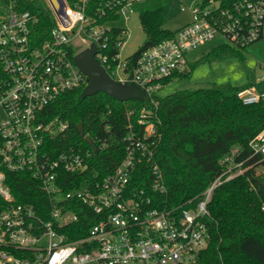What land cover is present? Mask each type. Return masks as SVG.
<instances>
[{
  "label": "built area",
  "instance_id": "2783aa9c",
  "mask_svg": "<svg viewBox=\"0 0 264 264\" xmlns=\"http://www.w3.org/2000/svg\"><path fill=\"white\" fill-rule=\"evenodd\" d=\"M142 1L60 0V13L49 0H43L44 8L32 0L0 6V264H194L209 242L212 190L264 162L263 128L248 142L247 156L240 158L234 147L220 159L221 174L192 207H168L156 198L166 188L153 160L159 139L155 116L142 110L136 125H127L124 157L114 169L101 179L94 174L65 188L64 175L85 172L87 160L106 145L96 135L90 143L83 139L82 146L56 154L44 150L47 133L55 136L66 125L43 123L41 112L61 94L89 84L74 63L79 52L94 46L93 58L113 82L154 100L177 74L188 70L189 51L216 37L240 50L264 41V0H239L219 10L196 0L191 21L142 51L131 66L128 57L120 58L127 30L118 22L126 23ZM23 3H32L36 12L18 8ZM37 13L50 14L53 26L45 40L34 44ZM258 66L264 84V65ZM236 96L244 105L264 102V93L251 87ZM145 164L151 166L150 189L132 186L144 181ZM6 171L36 180L48 207L38 212L15 203ZM81 217L95 222L85 236L71 240Z\"/></svg>",
  "mask_w": 264,
  "mask_h": 264
},
{
  "label": "trees",
  "instance_id": "16d2710c",
  "mask_svg": "<svg viewBox=\"0 0 264 264\" xmlns=\"http://www.w3.org/2000/svg\"><path fill=\"white\" fill-rule=\"evenodd\" d=\"M11 1L0 0V6ZM166 1L144 0L136 5L144 41L127 58L131 66L142 51L174 35L175 31L163 27ZM237 1L201 0V4L203 7L215 4L219 10L229 8ZM18 8L36 12L32 3L19 4ZM36 15L34 44H39L48 37L53 19L50 14ZM221 50H225V46L215 48L212 53ZM188 71L177 74L175 79L187 76ZM87 87L88 84L61 94L40 114V120L45 124L57 120L66 125L55 136L47 133L44 138L47 152L53 150L56 154L82 146L84 142L78 133V124H81L83 134L89 138L97 135L106 143L87 160L85 172L64 175L66 189L94 174L101 179L110 173L124 157L123 138L128 123L135 126L139 113L149 110L155 116L159 135L153 160L162 173L166 188L162 197L155 196L163 199L168 207L188 209L221 174L220 159L234 147L240 150V158L247 156L248 142L264 128V102L242 104L236 96L238 88L181 90L154 100L137 90L135 98L120 102L101 91L83 97ZM259 167L264 170V162ZM150 168V164H145L142 168L144 181L132 182V186L150 189ZM5 183L13 193L15 203L31 206L38 212L48 207L38 182L28 174L6 171ZM207 210L209 242L196 254L194 264H264V172L257 173L255 168H250L216 186L210 194ZM94 222V218L81 217L69 238L85 236Z\"/></svg>",
  "mask_w": 264,
  "mask_h": 264
},
{
  "label": "rangeland",
  "instance_id": "374dc122",
  "mask_svg": "<svg viewBox=\"0 0 264 264\" xmlns=\"http://www.w3.org/2000/svg\"><path fill=\"white\" fill-rule=\"evenodd\" d=\"M40 8H44L43 0H32ZM196 4V0H167L163 11V27L175 31L179 27L189 23L192 15L190 9ZM129 17L126 23L118 22L127 30L124 44L120 49L121 60L131 56L143 43L144 33L140 27L138 10ZM225 46V50L212 51ZM80 44V48H84ZM188 61L187 76L175 79L164 86L159 92L163 97L170 93L197 89H226L251 87L257 94L264 93V84L261 82L263 71L259 68L264 65V41L251 44L244 50L233 48L229 43L216 37L202 46L186 53ZM257 173L264 172L261 167H255Z\"/></svg>",
  "mask_w": 264,
  "mask_h": 264
},
{
  "label": "water",
  "instance_id": "95a60500",
  "mask_svg": "<svg viewBox=\"0 0 264 264\" xmlns=\"http://www.w3.org/2000/svg\"><path fill=\"white\" fill-rule=\"evenodd\" d=\"M53 10L56 13L61 11L60 0H49ZM94 55V46L89 49H85L79 52L74 57L75 65L86 75L89 84L83 91V97L91 96L98 91L105 93L111 98H115L120 102H126L137 96V90L132 86H121L120 84L113 82L108 75L97 64ZM79 135L83 136V128L81 124L77 125ZM85 142L90 143L89 137H83Z\"/></svg>",
  "mask_w": 264,
  "mask_h": 264
},
{
  "label": "crops",
  "instance_id": "0c3cea01",
  "mask_svg": "<svg viewBox=\"0 0 264 264\" xmlns=\"http://www.w3.org/2000/svg\"><path fill=\"white\" fill-rule=\"evenodd\" d=\"M180 28V27H179Z\"/></svg>",
  "mask_w": 264,
  "mask_h": 264
}]
</instances>
